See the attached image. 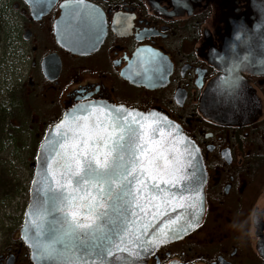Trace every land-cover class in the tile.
Listing matches in <instances>:
<instances>
[{
	"label": "flooded vegetation",
	"instance_id": "1",
	"mask_svg": "<svg viewBox=\"0 0 264 264\" xmlns=\"http://www.w3.org/2000/svg\"><path fill=\"white\" fill-rule=\"evenodd\" d=\"M66 1L91 5V26L77 16L73 30L74 42L92 45L83 52L56 41ZM28 2L0 0V135L18 148L28 142L19 150L28 175L0 186V264H35L20 231L36 154L47 130L84 101L159 113L201 156V222L140 264H264V76L228 78L218 62L231 29L255 20L243 15L264 0H55L39 17ZM220 77L217 92L227 96L204 112Z\"/></svg>",
	"mask_w": 264,
	"mask_h": 264
},
{
	"label": "water",
	"instance_id": "2",
	"mask_svg": "<svg viewBox=\"0 0 264 264\" xmlns=\"http://www.w3.org/2000/svg\"><path fill=\"white\" fill-rule=\"evenodd\" d=\"M28 1L32 7V15L39 17L49 11L55 0H44L41 3L38 0ZM60 8L61 16L56 20L54 26L58 45L71 53L90 49L92 45L87 42V39L86 42L76 43L72 37L74 36L73 30L77 28V16L81 17L79 22L82 28L91 26L89 19L93 13L90 10L91 5L81 1H66L61 4ZM251 12L243 16L248 18L254 14L255 20L243 21L244 23L241 22L231 29L232 33L225 43L224 53L219 58L218 62L226 69L228 78L238 77L241 73L264 76V2L257 10ZM254 24H256L255 28H253ZM237 29L241 33V38L234 41L233 33ZM58 34L61 35L58 36ZM51 60L52 56H47L43 60V66ZM225 79L220 77L211 84L207 96L202 102L204 112L211 113L213 105L216 102L217 104L222 103L220 101H223V98L227 96L226 93L217 92ZM101 108L105 113L111 111L116 114L117 110H122L125 115L128 112H132L133 115L140 114L148 126L146 128L148 136L163 146L166 155L178 163L180 174L184 176V180L178 182L176 186L177 191L173 193L178 197L177 204L167 212V218L175 221L174 224L167 226V236H161L157 230L158 225L164 219L163 217L145 232L142 227L143 221H138L130 212L128 219L131 223L126 226L136 235L142 234L144 243L136 241L133 246L128 243V240L133 237L122 233L114 241L117 247H112V256L104 255L102 258L95 254H85L84 246L79 241H69L62 236L63 222L66 219H71L68 212L78 209L81 213L80 218L83 220L84 214L87 213V208L84 205L89 202L90 195H94L95 192L84 185L77 189L75 185L67 184L63 170L55 164V161L60 158L58 153L64 151L60 144L66 131L62 127L58 134L57 126L62 121L70 122L69 118L73 116H89L93 121L104 119L106 117L99 111ZM225 118L232 120L233 116ZM153 121L158 122V125ZM153 128H156L155 135L152 133ZM50 162L51 168L49 167ZM205 182L204 167L197 147L178 125L165 116L156 112H140L97 101L80 102L66 110L60 121L47 130L38 148L30 185V201L20 231L21 237L29 248L31 260L35 264H102V260L104 264H140L157 247L181 239L198 226L204 211ZM181 185H185L188 191H180ZM180 196H183V200L179 199ZM61 199L62 203H58ZM179 204H183L184 207H179ZM69 205H72V208ZM136 211L139 210L136 209ZM189 224L192 226L189 227ZM125 247L128 251H124ZM50 249H55L56 253L62 252L63 254H49ZM259 250L264 257V242L259 245Z\"/></svg>",
	"mask_w": 264,
	"mask_h": 264
},
{
	"label": "snow or ice",
	"instance_id": "3",
	"mask_svg": "<svg viewBox=\"0 0 264 264\" xmlns=\"http://www.w3.org/2000/svg\"><path fill=\"white\" fill-rule=\"evenodd\" d=\"M99 111L106 118L93 121L89 116H73L70 122L62 121L57 126L58 134L62 127L66 131L60 144L64 151L58 153L60 158L55 164L63 170L67 184L77 189L84 185L95 192L84 205L87 213L83 220L78 209L68 212L71 219L63 222L62 236L79 241L85 254L102 258L112 256V247H117L114 241L122 233L133 237L128 240L133 246L136 241L144 243L142 234L136 235L126 226L131 223L130 212L138 221H143L145 232L163 217L157 230L166 237L167 226L175 223L167 218V212L177 204L178 197L173 193L184 176L163 146L148 136V126L140 114L125 115L122 110L116 114L105 113L102 108ZM153 123L158 125L156 121ZM155 132L153 128V135ZM179 190L188 191V188L181 185ZM179 199L183 200V196ZM124 251H128L127 247ZM49 254L63 253L50 249Z\"/></svg>",
	"mask_w": 264,
	"mask_h": 264
},
{
	"label": "rangeland",
	"instance_id": "4",
	"mask_svg": "<svg viewBox=\"0 0 264 264\" xmlns=\"http://www.w3.org/2000/svg\"><path fill=\"white\" fill-rule=\"evenodd\" d=\"M25 72V66L18 69V73L22 77ZM23 143L28 144V142ZM23 143L21 142V145H19L20 147L18 148L6 137L0 135V186H6L7 184L11 186L10 183H13L16 177L20 178L21 176L23 178L25 177V173L28 175L25 167L23 168L24 159L21 156V153H19V150L24 149ZM26 180H28V178Z\"/></svg>",
	"mask_w": 264,
	"mask_h": 264
},
{
	"label": "clouds",
	"instance_id": "5",
	"mask_svg": "<svg viewBox=\"0 0 264 264\" xmlns=\"http://www.w3.org/2000/svg\"><path fill=\"white\" fill-rule=\"evenodd\" d=\"M256 27V24L253 25V28ZM241 38V33H239L238 29L234 31L233 33V40L238 41ZM231 46V45H230ZM239 227V225H237Z\"/></svg>",
	"mask_w": 264,
	"mask_h": 264
}]
</instances>
